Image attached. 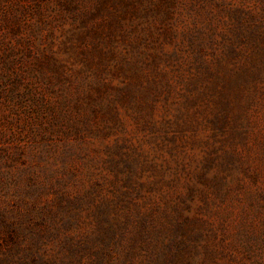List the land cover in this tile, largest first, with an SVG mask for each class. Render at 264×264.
<instances>
[{
	"label": "rangeland",
	"instance_id": "1",
	"mask_svg": "<svg viewBox=\"0 0 264 264\" xmlns=\"http://www.w3.org/2000/svg\"><path fill=\"white\" fill-rule=\"evenodd\" d=\"M106 5L117 14L101 12L74 27L42 25L39 37L9 63L14 68L0 74V87L14 79L26 89L38 72L57 65L85 77L87 92L69 103L70 110L106 104L105 110H95L85 137L74 134L55 148L23 149L13 161L15 170L30 168L43 179L55 172L58 183L28 196H2L0 208L18 216L32 210L36 217L41 211L48 219L64 217L59 224L68 228L66 233L94 238L82 253L84 262L104 255L98 249L100 237H107L104 230L100 233V218L106 219L104 226L112 223L123 231L112 250L114 264L128 258L150 264L141 240L145 220L166 230L181 224L186 241L198 235L196 243L166 251L174 264H215L216 249L227 253L217 261L229 260L230 244L240 236L264 233V108L251 109L250 118L243 119V135L232 131V124L218 131L213 111L221 96L218 88L255 87V81L240 82V77L260 56L254 39H238L236 28L264 19V0ZM3 21L0 67L5 70L10 43L32 25ZM232 40L236 52H230ZM94 80L105 86L91 87ZM64 95L71 97L70 87ZM68 117L66 127L72 116L61 115ZM9 231L0 227V252L17 244ZM155 249V254L163 252L161 243Z\"/></svg>",
	"mask_w": 264,
	"mask_h": 264
},
{
	"label": "trees",
	"instance_id": "2",
	"mask_svg": "<svg viewBox=\"0 0 264 264\" xmlns=\"http://www.w3.org/2000/svg\"><path fill=\"white\" fill-rule=\"evenodd\" d=\"M128 1L130 0H0V21L2 19H5L3 22L23 21L25 24L32 25L30 32H24L17 43H10L6 55V69L0 67V74L9 73L8 70L14 68L9 63L19 60L18 50H24L25 46L30 47L33 37H39L43 29L42 25L55 28L70 24L74 27L79 22L101 12L108 11L111 15H116L118 10H106L108 6L106 4L112 3V6L116 8L121 2L127 4ZM20 6L23 9L20 10ZM113 18L112 16L109 21ZM263 27L264 19H261L253 20L247 25L240 24L236 28L238 39L246 40L251 37L254 39L253 44L260 56L258 62L252 65V68L246 69L240 77V82L255 81V87H236L234 91H227L224 87L218 88L221 96L213 111L214 125L218 131L223 132L228 125L232 124V131L237 135H243L245 133L243 119L250 118L251 109L257 112L264 108ZM21 40L25 41V44L20 45ZM236 48L235 41L232 40L230 52H236ZM49 67L53 69L37 71V78L32 79L35 81L32 87L22 89L14 79L7 84L9 86L0 87V197L15 199L28 196L32 191L40 190L48 185L56 186L58 177L55 172L43 179L42 173L30 168L15 170L12 166L13 161L23 154L22 150L25 148L39 150L46 145L55 148L60 141L65 143L74 134L75 138L85 137L91 127V118L95 110L106 109L105 101H99L83 108L77 107L75 111L70 110L69 103L87 92V87H83L85 77L83 74L74 76L64 67L57 65ZM32 70L36 71L35 68ZM12 73L15 76L18 75L15 72ZM44 73L47 74L44 75ZM104 86V82L94 80L91 87L101 89ZM67 87L71 90L70 98L64 95ZM63 113L72 116L70 123L67 124L68 127L65 123L69 121V117L61 119ZM80 121L84 125L81 126ZM64 126L67 129H63ZM61 130L62 135L57 137L56 134ZM63 220L64 217L59 220L54 216L48 219L42 211L37 217L32 214V210L22 211L18 216L14 210L0 208V227L9 228L11 240L17 243L14 249L0 252V264H114L112 250L123 238L120 226L115 227L112 223L104 226L103 221L106 219L100 218L99 223L102 225L100 233L104 230L107 237H100L101 244L98 249L104 252V255L84 262L82 253L95 242L94 238H90V235L79 238L76 234L66 233L68 228L59 224ZM143 224L145 230L143 234L141 233V240L147 244L150 264H174L175 260L169 259L166 251L180 250L199 240L198 235L194 233L186 241L184 237L187 233L181 224H172L168 230L148 223L146 220ZM42 225L44 230L39 228ZM53 242L57 243L58 248L50 251L47 245ZM160 243L163 252L155 254V251H158L155 247ZM230 245L232 251L229 254V260L217 261L224 258L226 251L216 249L212 252V256H216L213 258L215 264H264V233L245 234L238 238V243ZM129 261L128 258L115 264H133Z\"/></svg>",
	"mask_w": 264,
	"mask_h": 264
}]
</instances>
